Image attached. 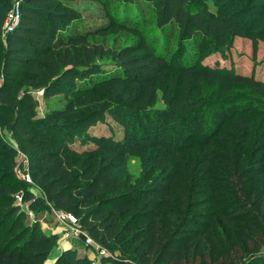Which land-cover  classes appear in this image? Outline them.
Here are the masks:
<instances>
[{"label":"trees","instance_id":"16d2710c","mask_svg":"<svg viewBox=\"0 0 264 264\" xmlns=\"http://www.w3.org/2000/svg\"><path fill=\"white\" fill-rule=\"evenodd\" d=\"M68 1H20L19 26L0 38V127L25 154L43 204L72 213L110 253L104 264H264V198L249 206V186L264 195V130L258 134L249 117L263 113L264 81L202 65L204 55L233 53L239 41L255 60L264 27L253 31L206 0H145L158 26L182 37L176 53L146 39L116 50L91 40L105 27L78 28L85 22ZM8 6L0 0V17ZM117 15L110 14L116 28L126 27L127 12ZM105 58L117 73L80 90V81L105 72ZM62 87L88 111L77 121L66 120L73 108L37 119L31 90L51 98ZM244 91L247 102L226 103ZM160 93L164 108H156ZM106 118L124 127V140L89 136ZM89 138L94 150L75 148ZM7 150L0 156V264H47L58 236L26 221L16 195L29 201L31 186L13 178ZM130 156L143 163L137 178L120 173ZM219 227L233 232L228 246ZM70 252L52 264H82Z\"/></svg>","mask_w":264,"mask_h":264},{"label":"rangeland","instance_id":"374dc122","mask_svg":"<svg viewBox=\"0 0 264 264\" xmlns=\"http://www.w3.org/2000/svg\"><path fill=\"white\" fill-rule=\"evenodd\" d=\"M20 1L22 0H9L8 8L4 9L1 14L0 38H2V40L5 39L4 28L6 17ZM65 3L74 8L83 17L85 23L79 24V29L83 27L85 29L86 24L90 27L103 26L106 28V32L96 34L91 37V40L96 43H101L108 48L119 50L124 47L138 46L143 42V39H146L148 42L152 43L155 48L162 47L163 44L165 45V43H167L170 46L169 51L171 55H173L176 53L179 41L182 39L179 33L175 32L174 29L165 30L158 26L153 8L150 4H146L145 0H135L134 4L131 5H126L123 0H74ZM205 4L211 11L215 13L223 11L231 15L235 20L245 24L253 31L264 27V0H206ZM126 12L127 15L124 24L127 26H122L117 29L114 21L110 19V14L114 15L116 13L119 18L120 14H125ZM118 21L120 20L118 19ZM135 30H139L140 33L138 34ZM241 45L242 43L239 41L237 46L241 47ZM189 46L193 54H195L197 47L193 46V41L189 43ZM240 47L233 53H216L212 51L208 55H204L202 65L209 66L210 68L218 66L221 69L233 70L240 74H254L257 79L264 81V45H260V50L255 60L250 56L251 51L249 45L244 44L243 47ZM244 54H247V56ZM99 63L105 72L94 75V77L86 81H80L78 85L80 90L90 87L93 82L104 80L105 76L108 78L117 73L116 64L112 59L105 58L100 60ZM68 90L69 88L62 87L51 98L45 97L41 89L31 90L36 103V118L45 120L46 117L54 111L67 110L70 108L76 109L77 113L68 117L66 119L67 121H77L78 118H81L88 109L85 106H79L78 96L73 97L72 95V92L75 91H70L71 89ZM171 93L175 94L174 90L171 91ZM249 99L250 97L246 91L235 92L226 103H243L247 102ZM223 103L222 101L221 103H214V105H222ZM210 105L214 106L213 103ZM164 107L163 94L160 93L156 108ZM260 114L262 115L255 116L253 113L249 115L254 123V127L258 130V134H262L264 130V108L263 113ZM125 135L124 127L110 118H106L102 123L89 130V136L91 138L112 137L115 140L122 141L125 139ZM257 145L258 138L253 137L248 150L252 151ZM74 146L81 152L92 151L96 148V142L89 138L85 142H77ZM7 148L13 151L11 157L13 161V178H16L18 183L29 184L31 186L29 189V201H25L23 193L20 191H18L16 195V202L22 211H24L26 221L31 224L39 222L44 231L49 233L54 232V234L58 236L57 246L49 256L47 264L54 263L66 250L71 251L70 255L67 256H70L74 261L77 258H82V264L98 263V250L94 247H87L81 234H79L78 238L65 232L64 228L57 220L54 210L48 204H43L45 203L44 194L39 188L27 180V175L25 173V154L13 138L12 131L9 128L0 127V156L2 154L7 155V153L10 152ZM105 152L111 153L112 151L110 149ZM142 169L143 163L140 157L130 156L127 166L124 167L120 173L122 175H131L137 178L141 174ZM12 182H14V179L8 181V183ZM249 187L252 195V200L249 202V206H251L250 204L261 201L264 195L256 188L251 189V186ZM218 234L225 246L232 243L233 232L229 229L219 227ZM262 253H264V250ZM104 261L105 260H103V262ZM107 264L110 263L108 262ZM253 264H260V262ZM261 264H263V262Z\"/></svg>","mask_w":264,"mask_h":264},{"label":"built area","instance_id":"2783aa9c","mask_svg":"<svg viewBox=\"0 0 264 264\" xmlns=\"http://www.w3.org/2000/svg\"><path fill=\"white\" fill-rule=\"evenodd\" d=\"M21 21V7H20V2L18 4H16L13 9L8 13L7 17H6V21H5V31H4V37L6 38V36L8 34H10L11 32H13L20 24ZM27 175V180L32 183L31 178L29 176V174ZM33 184V183H32ZM55 212V215L57 217V220L59 221V223L61 224V226L64 228L65 232H67L70 235H73L74 237H78L79 238V234H81L83 236V239L85 241V244L87 245V247L90 248H95L98 250V258L99 261L98 263L93 262V264H104L103 260L108 259L110 257V253L103 247H101L100 245H98L88 234V232H86L85 230H83L80 227V224L77 220V218L69 212H66L64 210H59L56 209L54 207H52L51 205H49Z\"/></svg>","mask_w":264,"mask_h":264},{"label":"crops","instance_id":"0c3cea01","mask_svg":"<svg viewBox=\"0 0 264 264\" xmlns=\"http://www.w3.org/2000/svg\"><path fill=\"white\" fill-rule=\"evenodd\" d=\"M52 233H54V232H52Z\"/></svg>","mask_w":264,"mask_h":264}]
</instances>
